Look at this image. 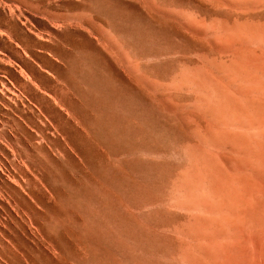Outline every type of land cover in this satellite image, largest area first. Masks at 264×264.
<instances>
[{
    "label": "rangeland",
    "instance_id": "obj_1",
    "mask_svg": "<svg viewBox=\"0 0 264 264\" xmlns=\"http://www.w3.org/2000/svg\"><path fill=\"white\" fill-rule=\"evenodd\" d=\"M262 28L264 0H0V264H187L181 228L215 188L189 150L233 170L228 138L201 136L231 128L213 83L249 86Z\"/></svg>",
    "mask_w": 264,
    "mask_h": 264
},
{
    "label": "bare ground",
    "instance_id": "obj_2",
    "mask_svg": "<svg viewBox=\"0 0 264 264\" xmlns=\"http://www.w3.org/2000/svg\"><path fill=\"white\" fill-rule=\"evenodd\" d=\"M259 26L257 27L259 28ZM262 29L260 31L263 32L264 29ZM257 30H253L255 34L258 32ZM243 49L248 52L249 48ZM259 55L262 56V54ZM250 58L252 59H249L247 55L242 61L238 59L243 71L242 75L240 72L238 74V71L236 73L242 76L249 86H244L246 84L243 82L241 86L245 88L239 89L238 87L239 90L236 91L234 89L237 87L227 88L222 86L223 84L213 83L218 100L212 104L208 103L210 105L208 109L213 112L215 123L220 119L218 121L221 124L230 125L231 128H222L221 131L215 132L212 125H209L201 136V140L208 141L212 147L215 146V149L221 147L223 143H218L219 139L213 137L214 134L226 136L225 139L228 138L225 141H230L233 144V153L236 154L233 170L229 172L222 170L221 164L217 162L218 154L207 150L201 141L189 150L196 165V169L190 175L193 176L196 184L203 186V189L206 187L209 189L211 180H215V188L211 206L206 204L203 194L200 193L196 202L201 213L190 215L188 222L181 228L183 230V227H186L182 231V235L186 238L183 240L186 241L185 243L182 241L181 245L178 244V248L175 246V249L179 250L187 264H252L253 254L258 252L259 257L264 256V211L262 208L264 193L260 191L256 196L251 188L249 193L246 189L249 187L251 179L252 186L253 180L256 179L264 187V84L261 77H258L262 74H259V71L262 70L260 67L263 64L260 66V61L255 62V58L258 57ZM238 60L235 59V62ZM249 60L253 61L254 65L256 63L258 66L259 64V68ZM232 64L234 65V62ZM256 69H260L258 75ZM232 73L234 74V72ZM237 80L239 79L237 78ZM244 120L257 122L258 126L255 132L254 130L248 132L255 134L256 137L236 131L237 124ZM239 168L242 171L241 174L240 171L237 172ZM207 213L209 216H206ZM220 222L228 230V237H225L220 229L218 224ZM238 222L240 230L233 237V229ZM214 224L216 226L213 227ZM209 233L212 237L207 239L211 244L207 246L204 244V239L205 235Z\"/></svg>",
    "mask_w": 264,
    "mask_h": 264
}]
</instances>
